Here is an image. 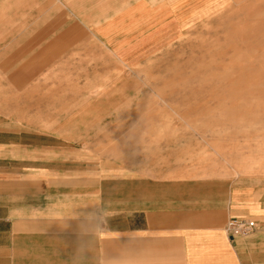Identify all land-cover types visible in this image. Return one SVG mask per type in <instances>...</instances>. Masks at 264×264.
Segmentation results:
<instances>
[{
	"label": "rangeland",
	"instance_id": "obj_1",
	"mask_svg": "<svg viewBox=\"0 0 264 264\" xmlns=\"http://www.w3.org/2000/svg\"><path fill=\"white\" fill-rule=\"evenodd\" d=\"M149 1L176 34L132 67L66 8L13 9L0 25L1 174L22 161L29 193L43 185L64 207L75 193L83 206L100 161L220 195L264 180V0Z\"/></svg>",
	"mask_w": 264,
	"mask_h": 264
},
{
	"label": "crops",
	"instance_id": "obj_2",
	"mask_svg": "<svg viewBox=\"0 0 264 264\" xmlns=\"http://www.w3.org/2000/svg\"><path fill=\"white\" fill-rule=\"evenodd\" d=\"M29 7L37 17L62 7L86 28L94 23L130 67L176 34L149 0H0V25L10 26L16 8L26 18ZM108 163L84 177L82 207L76 193L62 195L66 207L43 185L29 193L26 164L9 163L0 173V264H264V180L220 195L213 183L205 191L178 176L108 174ZM242 217L255 231L232 238L226 225Z\"/></svg>",
	"mask_w": 264,
	"mask_h": 264
},
{
	"label": "built area",
	"instance_id": "obj_3",
	"mask_svg": "<svg viewBox=\"0 0 264 264\" xmlns=\"http://www.w3.org/2000/svg\"><path fill=\"white\" fill-rule=\"evenodd\" d=\"M256 222L251 218H232L226 225V232L234 237H245L252 234L255 231Z\"/></svg>",
	"mask_w": 264,
	"mask_h": 264
}]
</instances>
